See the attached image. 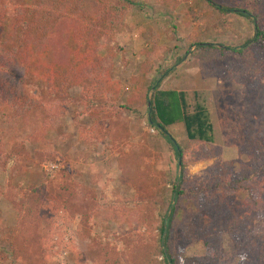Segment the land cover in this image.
<instances>
[{
  "label": "rangeland",
  "instance_id": "rangeland-1",
  "mask_svg": "<svg viewBox=\"0 0 264 264\" xmlns=\"http://www.w3.org/2000/svg\"><path fill=\"white\" fill-rule=\"evenodd\" d=\"M208 2L250 11L258 21L221 15ZM141 3L110 43L117 50L119 98L110 101L115 107L106 109L96 133H91L94 122L75 88L65 95V103L45 99L52 106L64 103L69 110L63 117L36 114L22 123L5 116L0 103V151L8 157L0 172V264H163L161 255H151V247L160 235L158 216L167 210L170 214L172 185L181 168L169 142L149 126L147 108L118 109L136 93L130 81L143 74V52L153 41L156 56L147 64L152 71L145 79L171 76L162 80L161 89L202 95L216 130V141L208 148L220 163L236 162L241 147L264 137L258 101L231 80L223 62L202 71L191 56L192 46L200 42L238 48L252 39L257 22L264 28V0H177L175 9L167 12L162 0ZM17 78L2 76L0 86L9 82L16 87ZM36 82L35 77L31 97L45 104ZM182 127L168 131L183 141ZM214 162L202 161L188 169V175L200 176ZM146 202L159 205L161 214L146 207L133 213ZM182 208L192 213L190 204ZM185 222L176 224L177 252L181 259L205 257L206 249ZM11 241L18 242V252L12 251ZM221 244V263L239 264L241 256L227 235Z\"/></svg>",
  "mask_w": 264,
  "mask_h": 264
},
{
  "label": "trees",
  "instance_id": "trees-1",
  "mask_svg": "<svg viewBox=\"0 0 264 264\" xmlns=\"http://www.w3.org/2000/svg\"><path fill=\"white\" fill-rule=\"evenodd\" d=\"M162 1L166 12L177 6V0ZM142 5L141 0H0V77L19 76L16 87L9 82L0 86L5 116L11 114L22 123L36 114L47 119L54 114L63 117L69 110L65 95L75 88L80 90L85 110L94 122L91 133H96L106 109L115 107L110 101L119 98V83L114 77L117 50L110 43L125 27L130 11ZM208 5L221 15L234 13L256 24L257 16L250 11L211 2ZM156 46L153 41L151 49L143 52L141 77L131 78L136 93L118 106L125 111L147 108L149 126L169 142L177 169L181 168L172 185L171 212L158 216L160 235L151 255H161L163 264H222L219 253L227 235L241 256L239 264H264V137L241 147L236 162L220 163L208 148L216 141V130L202 95L195 92L190 97L178 89H161L162 77L152 82L145 79L152 71L147 64L156 56ZM192 47L195 51L191 56L202 71L223 62L231 80L258 101L256 107L264 115V28L258 22L254 37L241 47L219 48L204 42ZM35 77L45 104H39L36 95L31 97ZM45 99L64 103L52 106ZM178 124L184 126L183 141L168 131ZM7 158L0 151V172L5 170ZM213 159V165L202 175H188L192 166ZM185 203L193 207L192 213L182 208ZM142 207L161 214L159 205L147 202L139 204L133 213ZM183 219L206 249L205 257L181 259L175 232L177 222ZM17 243L11 241L14 252H18Z\"/></svg>",
  "mask_w": 264,
  "mask_h": 264
},
{
  "label": "crops",
  "instance_id": "crops-1",
  "mask_svg": "<svg viewBox=\"0 0 264 264\" xmlns=\"http://www.w3.org/2000/svg\"><path fill=\"white\" fill-rule=\"evenodd\" d=\"M165 77H166V76H165ZM165 77L161 78V81L163 80V82H166L167 80H169V79L171 78V76H167L166 78H165ZM163 86H164V85H163ZM163 86H162V88H163ZM163 89H170V88H166V87L164 86ZM177 89H178V88H177ZM181 89H183V88H181ZM181 89L179 88L178 90L187 92V90H185V89L181 90ZM175 127L183 129V127H182L181 124L175 125V126L170 127V128H175ZM184 136H185V135H184Z\"/></svg>",
  "mask_w": 264,
  "mask_h": 264
},
{
  "label": "water",
  "instance_id": "water-1",
  "mask_svg": "<svg viewBox=\"0 0 264 264\" xmlns=\"http://www.w3.org/2000/svg\"><path fill=\"white\" fill-rule=\"evenodd\" d=\"M149 116H150V114H149ZM180 168V167H179ZM173 204H175V198H173ZM170 212H171V209H170ZM167 227V226H166ZM165 227V228H166ZM166 230H167V228H166ZM166 234V233H165Z\"/></svg>",
  "mask_w": 264,
  "mask_h": 264
},
{
  "label": "built area",
  "instance_id": "built-area-1",
  "mask_svg": "<svg viewBox=\"0 0 264 264\" xmlns=\"http://www.w3.org/2000/svg\"><path fill=\"white\" fill-rule=\"evenodd\" d=\"M151 132H152V133H154V131H153V130H151Z\"/></svg>",
  "mask_w": 264,
  "mask_h": 264
},
{
  "label": "clouds",
  "instance_id": "clouds-1",
  "mask_svg": "<svg viewBox=\"0 0 264 264\" xmlns=\"http://www.w3.org/2000/svg\"><path fill=\"white\" fill-rule=\"evenodd\" d=\"M243 258V257H242Z\"/></svg>",
  "mask_w": 264,
  "mask_h": 264
}]
</instances>
